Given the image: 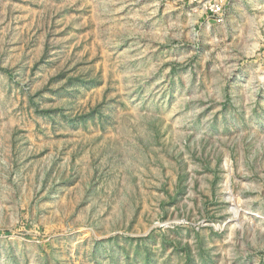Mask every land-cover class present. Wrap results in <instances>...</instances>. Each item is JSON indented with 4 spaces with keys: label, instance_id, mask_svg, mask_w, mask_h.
Here are the masks:
<instances>
[{
    "label": "rangeland",
    "instance_id": "rangeland-1",
    "mask_svg": "<svg viewBox=\"0 0 264 264\" xmlns=\"http://www.w3.org/2000/svg\"><path fill=\"white\" fill-rule=\"evenodd\" d=\"M0 264H264V0H0Z\"/></svg>",
    "mask_w": 264,
    "mask_h": 264
},
{
    "label": "built area",
    "instance_id": "built-area-1",
    "mask_svg": "<svg viewBox=\"0 0 264 264\" xmlns=\"http://www.w3.org/2000/svg\"><path fill=\"white\" fill-rule=\"evenodd\" d=\"M191 3L199 5L206 13L215 17L216 22L223 20L225 6L229 0H190Z\"/></svg>",
    "mask_w": 264,
    "mask_h": 264
}]
</instances>
